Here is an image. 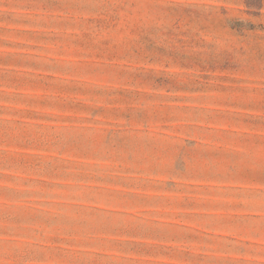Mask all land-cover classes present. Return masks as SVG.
<instances>
[{
    "label": "rangeland",
    "instance_id": "1",
    "mask_svg": "<svg viewBox=\"0 0 264 264\" xmlns=\"http://www.w3.org/2000/svg\"><path fill=\"white\" fill-rule=\"evenodd\" d=\"M0 264H264V0H0Z\"/></svg>",
    "mask_w": 264,
    "mask_h": 264
}]
</instances>
